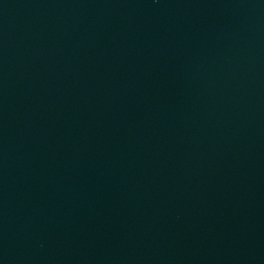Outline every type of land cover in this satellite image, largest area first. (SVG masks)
<instances>
[{
  "label": "water",
  "instance_id": "95a60500",
  "mask_svg": "<svg viewBox=\"0 0 264 264\" xmlns=\"http://www.w3.org/2000/svg\"><path fill=\"white\" fill-rule=\"evenodd\" d=\"M0 264H264V0H0Z\"/></svg>",
  "mask_w": 264,
  "mask_h": 264
}]
</instances>
